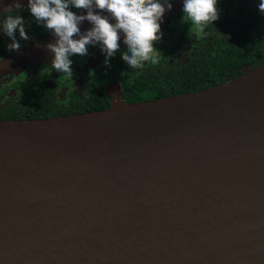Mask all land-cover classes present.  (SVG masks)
Masks as SVG:
<instances>
[{
    "label": "water",
    "instance_id": "95a60500",
    "mask_svg": "<svg viewBox=\"0 0 264 264\" xmlns=\"http://www.w3.org/2000/svg\"><path fill=\"white\" fill-rule=\"evenodd\" d=\"M54 41L0 77L52 61ZM0 264H264V64L194 93L0 120Z\"/></svg>",
    "mask_w": 264,
    "mask_h": 264
},
{
    "label": "flooded vegetation",
    "instance_id": "af4514ba",
    "mask_svg": "<svg viewBox=\"0 0 264 264\" xmlns=\"http://www.w3.org/2000/svg\"><path fill=\"white\" fill-rule=\"evenodd\" d=\"M11 1L13 0H0V3H4L0 5V62L16 52L8 50L7 45L11 41L3 33V23L9 13L2 6ZM169 2L172 8L163 17L162 39L154 44V48L161 52L158 63H146L142 69L128 67L120 58L121 52L126 51L121 34L120 52L110 58L108 65L104 63L105 54L96 45L88 47L86 56L70 57L73 61L71 78L56 72L51 67V61L0 77V106L13 102L18 96L24 97L37 92L53 94L66 103L69 96L84 93L89 87L100 83L111 102L109 108H112L118 106L127 78H136L138 74L153 68L165 70L167 77L177 79L192 78V73L183 72L184 68L191 72L198 70L204 79L201 83L222 78L218 83L205 88L177 94L182 95L231 81L264 64V15L259 11V0H218L219 18L203 30L183 18V0ZM21 7L23 10L13 15L23 17L30 37L24 41L17 34L22 48L50 32L35 22L27 10V4ZM72 10L77 11L74 8ZM83 12L84 10H79L77 14ZM195 63L201 65L194 68ZM114 89H118V93L113 92Z\"/></svg>",
    "mask_w": 264,
    "mask_h": 264
},
{
    "label": "clouds",
    "instance_id": "9594fccd",
    "mask_svg": "<svg viewBox=\"0 0 264 264\" xmlns=\"http://www.w3.org/2000/svg\"><path fill=\"white\" fill-rule=\"evenodd\" d=\"M218 0H183V18L203 30L219 18ZM77 11H73L72 9ZM172 4L169 0H27V10L38 25L49 31L54 43L46 48L52 53L51 67L67 78L73 76V55H88V47L98 45L105 54V65L120 52L121 34L126 51L120 58L132 69H142L146 63L156 64L161 52L154 44L161 41V24ZM259 11L264 15V0H259ZM18 0L4 9L9 13L3 23V33L10 39L9 51H18L21 40L30 39L27 24L21 15ZM85 10L86 14H77ZM106 13V14H102ZM87 21L91 27L81 32Z\"/></svg>",
    "mask_w": 264,
    "mask_h": 264
},
{
    "label": "trees",
    "instance_id": "16d2710c",
    "mask_svg": "<svg viewBox=\"0 0 264 264\" xmlns=\"http://www.w3.org/2000/svg\"><path fill=\"white\" fill-rule=\"evenodd\" d=\"M200 65V63H195L194 68ZM183 72L192 73V78L167 77L165 70L159 68L142 72L136 78H127L120 93L118 106L191 92L222 80V78H218L210 83H201L204 79L201 77L200 71L191 72L184 68ZM197 75L199 76L197 77ZM101 86L98 83L89 87L84 93L71 95L66 103L53 94H40V92L24 97L18 96L13 102L0 106V119H42L106 109L111 106V102Z\"/></svg>",
    "mask_w": 264,
    "mask_h": 264
},
{
    "label": "rangeland",
    "instance_id": "374dc122",
    "mask_svg": "<svg viewBox=\"0 0 264 264\" xmlns=\"http://www.w3.org/2000/svg\"><path fill=\"white\" fill-rule=\"evenodd\" d=\"M113 92L118 93V89H114Z\"/></svg>",
    "mask_w": 264,
    "mask_h": 264
}]
</instances>
